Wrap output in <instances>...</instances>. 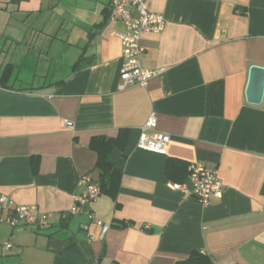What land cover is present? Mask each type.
I'll return each instance as SVG.
<instances>
[{
  "label": "crops",
  "instance_id": "0c3cea01",
  "mask_svg": "<svg viewBox=\"0 0 264 264\" xmlns=\"http://www.w3.org/2000/svg\"><path fill=\"white\" fill-rule=\"evenodd\" d=\"M109 2L72 0L60 34L41 17L58 0H0V191L11 207L37 209L23 227L0 221V264H185L194 251L211 264H264V94L259 104L244 94L250 65L264 67V0H148L165 23L141 34V63L161 72L122 89L111 31L123 25L107 21ZM29 65L42 72L14 75ZM151 114L170 135L164 153L137 146ZM120 128L124 148L109 153L116 197L99 193L67 214L79 177H98L90 138ZM169 157L216 169L222 196L202 205L168 187ZM88 213L111 224L103 237Z\"/></svg>",
  "mask_w": 264,
  "mask_h": 264
},
{
  "label": "built area",
  "instance_id": "2783aa9c",
  "mask_svg": "<svg viewBox=\"0 0 264 264\" xmlns=\"http://www.w3.org/2000/svg\"><path fill=\"white\" fill-rule=\"evenodd\" d=\"M148 0H110L107 21L112 23H121L123 30L113 29L111 32L117 35L121 40V53L123 63L119 71V88L130 86H145L148 81L158 75L161 69H149L142 66L141 55L143 47L140 44V37L143 32H160L163 29L165 19L161 14L148 10ZM63 124L72 127L70 120H64ZM170 140V135L157 129L156 117L151 114L140 127V135L137 146L141 149L164 153L165 147ZM189 182L190 188L186 186ZM78 185L82 190L74 195V202L67 214H77L87 212L86 205L94 199L99 193L100 188L88 174H82L78 179ZM173 190H179L190 194L202 205L209 204L211 199L220 198L224 192V183L222 182L218 171L204 166L200 162L191 163L188 167V175L185 181L167 183ZM11 209V213L4 220L11 229L29 225L37 209L35 205L15 204L11 207V198L0 191V210ZM264 212V208L261 209ZM90 217L100 226V237H103L110 227L107 223L97 217ZM39 219L44 221L45 215L39 213ZM66 215V214H65ZM4 249L12 246L7 240L2 244ZM216 264V263H213Z\"/></svg>",
  "mask_w": 264,
  "mask_h": 264
},
{
  "label": "trees",
  "instance_id": "16d2710c",
  "mask_svg": "<svg viewBox=\"0 0 264 264\" xmlns=\"http://www.w3.org/2000/svg\"><path fill=\"white\" fill-rule=\"evenodd\" d=\"M128 131L120 128L115 136L95 135L89 140V147L97 154L94 169L97 170L98 177L95 183L100 188V193H106L115 198L119 190L121 171L109 159V153L113 148L122 150L126 143ZM38 157L32 158V170L37 171ZM188 165L186 162L169 157L165 165V175L168 179L181 182L188 175ZM111 225V224H110ZM185 264H211L209 259L194 251L190 254Z\"/></svg>",
  "mask_w": 264,
  "mask_h": 264
},
{
  "label": "rangeland",
  "instance_id": "374dc122",
  "mask_svg": "<svg viewBox=\"0 0 264 264\" xmlns=\"http://www.w3.org/2000/svg\"><path fill=\"white\" fill-rule=\"evenodd\" d=\"M59 3L55 5L56 9L55 12L53 11H47L44 14H42L43 23L48 26H59L58 24H62V30L59 31L60 34H67L70 32L72 28V16H70V11L72 10V0H58ZM61 2V3H60ZM71 21V22H70ZM2 27L0 26V29ZM57 27L54 29L53 33L56 31ZM47 41V40H46ZM47 48V44L45 46ZM71 49V48H70ZM48 65H45L44 72H48L49 76L52 77L55 71L53 69L47 70ZM20 70V71H19ZM20 72V73H19ZM34 72H37V74H40L42 72L41 67L35 71V68L33 65H29V68L25 67H19L15 69L14 75L19 73L18 76H24V77H30ZM0 225H3V223H0Z\"/></svg>",
  "mask_w": 264,
  "mask_h": 264
},
{
  "label": "water",
  "instance_id": "95a60500",
  "mask_svg": "<svg viewBox=\"0 0 264 264\" xmlns=\"http://www.w3.org/2000/svg\"><path fill=\"white\" fill-rule=\"evenodd\" d=\"M246 101L252 104H259L264 94V67L258 64H251L249 67L248 80L245 87Z\"/></svg>",
  "mask_w": 264,
  "mask_h": 264
}]
</instances>
